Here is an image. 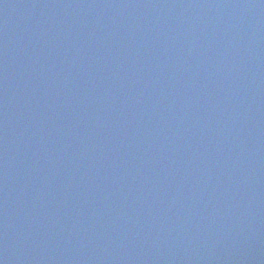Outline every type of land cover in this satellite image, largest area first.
Instances as JSON below:
<instances>
[{"label": "water", "instance_id": "obj_1", "mask_svg": "<svg viewBox=\"0 0 264 264\" xmlns=\"http://www.w3.org/2000/svg\"><path fill=\"white\" fill-rule=\"evenodd\" d=\"M0 264H264V0H0Z\"/></svg>", "mask_w": 264, "mask_h": 264}]
</instances>
